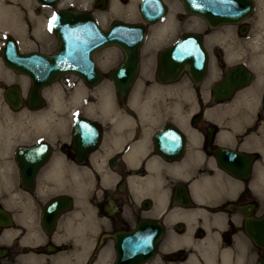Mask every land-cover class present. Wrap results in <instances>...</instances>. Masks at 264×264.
<instances>
[{
    "label": "flooded vegetation",
    "instance_id": "1",
    "mask_svg": "<svg viewBox=\"0 0 264 264\" xmlns=\"http://www.w3.org/2000/svg\"><path fill=\"white\" fill-rule=\"evenodd\" d=\"M162 2L159 21L138 13L125 87L116 44L91 53L96 81L59 72L39 103L29 77L3 64L1 95L16 85L21 98L0 104V264H264L249 233L264 216V0L216 25ZM183 34L185 64L165 70L160 53ZM28 35H11L21 52L57 47L52 32L53 47L22 50Z\"/></svg>",
    "mask_w": 264,
    "mask_h": 264
},
{
    "label": "water",
    "instance_id": "2",
    "mask_svg": "<svg viewBox=\"0 0 264 264\" xmlns=\"http://www.w3.org/2000/svg\"><path fill=\"white\" fill-rule=\"evenodd\" d=\"M39 3L54 6L57 0H37ZM184 9L202 17L209 25H216L223 21H233L242 15L240 8L242 0H179ZM96 7L103 8L105 0H97ZM162 0H140L137 10L145 23L156 22L162 18L164 13ZM55 14L56 19L52 22L51 31L57 39V47L50 54L39 51H19L15 39L11 35H5L0 48V57L3 63L26 74L31 82L29 95L32 100L39 103L38 90L42 85L51 82L59 72L65 70L77 71L83 79L96 81L99 70L94 64L91 53L103 46L116 44L125 54V61L116 67L117 74L129 75L123 79L113 76L117 86H127L136 70L137 46L144 33L143 22H127L119 19L111 21L108 27L102 28L94 16L85 10L73 7L56 8L49 18L52 20ZM48 22V26H49ZM134 34L128 38L126 34ZM193 53H199L193 49ZM187 52L185 51V34L171 43L160 57L163 59V68L170 72L179 71L184 66ZM195 67L202 68L203 56ZM193 57V61H194ZM192 61V62H193ZM123 80L120 82V80ZM5 102L16 107L20 102L19 88L6 86L2 92ZM250 236L256 244L264 247V216L256 221L254 230Z\"/></svg>",
    "mask_w": 264,
    "mask_h": 264
},
{
    "label": "rangeland",
    "instance_id": "3",
    "mask_svg": "<svg viewBox=\"0 0 264 264\" xmlns=\"http://www.w3.org/2000/svg\"><path fill=\"white\" fill-rule=\"evenodd\" d=\"M112 1L113 0H107L103 8L95 7V0H62V6L77 7L91 12L101 27H106L114 19L138 21L139 16L136 12V0H125L126 4L121 2L123 0H115L118 5L116 8L112 7ZM52 11L53 7L41 6L36 0H16V13L14 16L15 18L11 21V32L3 29L1 30L0 28V47L5 35H13L19 39L21 37L23 38L25 34L27 35V32L29 33V41L26 40V43L22 41L19 42L20 49L24 50L26 48L35 47L49 49L53 47L54 44L52 40L54 38L52 32L48 28V20ZM101 17H103V19L100 20ZM108 49L107 47L101 51L106 53L105 51ZM0 76L6 78V82L11 80L9 71L4 67L1 58ZM3 103L4 100L0 93V104L2 105ZM1 109L2 106H0V114H2ZM17 119H23V116Z\"/></svg>",
    "mask_w": 264,
    "mask_h": 264
},
{
    "label": "bare ground",
    "instance_id": "4",
    "mask_svg": "<svg viewBox=\"0 0 264 264\" xmlns=\"http://www.w3.org/2000/svg\"><path fill=\"white\" fill-rule=\"evenodd\" d=\"M111 5H112V7H114V8H116V7H118V5H117V2L115 1V0H113L112 1V3H111ZM15 13H16V0H0V28H1V30L3 29V30H7V31H10L11 32V21H13V19L15 18L14 16H15ZM101 19H103V17H101L100 18V20ZM103 21V20H102ZM14 23V22H13ZM169 25V19L168 18H165L164 20H162L160 23H158V25L156 26V29H157V33H155L154 34V36L151 34V37H150V41H153L154 40V38H157L158 37V35L160 34V32L161 31H163L165 28H166V26H168ZM171 30V29H170ZM164 32V31H163ZM162 33V32H161ZM168 33V32H167ZM165 34V33H164ZM162 35V34H161ZM168 35V34H167ZM126 36L128 37V38H131L133 35H132V33H130V32H128L127 34H126ZM164 36V35H163ZM158 40V39H157ZM149 41V42H150ZM151 43V42H150ZM103 64V63H102ZM101 64V65H102ZM23 88V87H22ZM75 92H76V90H75ZM52 93V92H51ZM54 93H55V91H54ZM73 94V93H72ZM76 94V93H75ZM58 95V94H57ZM76 96V95H75ZM78 96V95H77ZM53 97V96H52ZM73 97V96H72ZM79 98V97H78ZM76 99V98H75ZM72 101H74V99L72 100L71 99V102ZM56 101L54 100L53 101V103H55ZM58 102H59V99H58ZM57 102V103H58ZM61 102V101H60ZM101 102H102V100H101ZM100 102V103H101ZM136 102V101H135ZM102 103H104V100H103V102ZM51 104V103H50ZM49 104V105H50ZM56 104V103H55ZM133 104V103H132ZM52 105V104H51ZM60 105V104H59ZM62 105H63V102H62ZM56 106V105H55ZM52 107H53V105H52ZM65 107V106H64ZM47 111H48V108H47ZM49 112H50V110H49ZM48 112V113H49ZM55 112V111H54ZM60 112V111H59ZM45 113V112H44ZM43 113V114H44ZM45 114H47V113H45ZM10 116V115H9ZM44 116V115H43ZM47 116V115H46ZM45 116V117H46ZM43 118V117H42ZM47 118V117H46ZM51 118V117H50ZM5 119H7V118H5ZM35 120H36V117L34 118ZM39 119H41V118H39ZM51 120V119H50ZM53 120H55V119H53ZM6 121V120H5ZM8 121V120H7ZM37 121V120H36ZM47 121V120H46ZM49 122H51V121H49ZM48 122V123H49ZM12 123V122H11ZM10 123V124H11ZM1 124V123H0ZM47 124V123H46ZM8 125V124H7ZM3 133V132H2ZM0 137H1V135H0ZM4 139V138H3ZM6 139V138H5ZM4 139V140H5ZM2 140V139H1ZM7 141V140H6ZM5 142V141H4Z\"/></svg>",
    "mask_w": 264,
    "mask_h": 264
},
{
    "label": "snow or ice",
    "instance_id": "5",
    "mask_svg": "<svg viewBox=\"0 0 264 264\" xmlns=\"http://www.w3.org/2000/svg\"><path fill=\"white\" fill-rule=\"evenodd\" d=\"M55 19H56V16H55V14H54L53 17H52V20H50V22H49V29H50V30H51L52 22L55 21Z\"/></svg>",
    "mask_w": 264,
    "mask_h": 264
}]
</instances>
